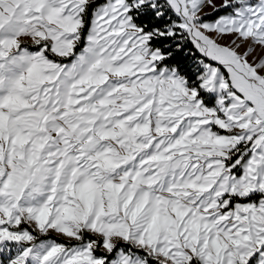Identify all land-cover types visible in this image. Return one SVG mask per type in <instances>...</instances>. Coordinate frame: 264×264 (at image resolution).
<instances>
[{
  "label": "snow or ice",
  "instance_id": "obj_1",
  "mask_svg": "<svg viewBox=\"0 0 264 264\" xmlns=\"http://www.w3.org/2000/svg\"><path fill=\"white\" fill-rule=\"evenodd\" d=\"M0 264H264V0H0Z\"/></svg>",
  "mask_w": 264,
  "mask_h": 264
}]
</instances>
